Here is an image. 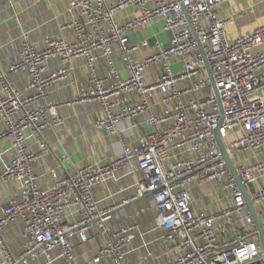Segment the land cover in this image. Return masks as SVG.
Listing matches in <instances>:
<instances>
[{"label":"built area","instance_id":"obj_1","mask_svg":"<svg viewBox=\"0 0 264 264\" xmlns=\"http://www.w3.org/2000/svg\"><path fill=\"white\" fill-rule=\"evenodd\" d=\"M226 1L67 0L54 33L21 29L0 61V183L18 186L0 202V264H264L237 181L264 234V24L229 37ZM155 23L168 42L139 57L149 45L129 36ZM89 105L118 153L64 169V151L38 173L63 111Z\"/></svg>","mask_w":264,"mask_h":264},{"label":"crops","instance_id":"obj_2","mask_svg":"<svg viewBox=\"0 0 264 264\" xmlns=\"http://www.w3.org/2000/svg\"><path fill=\"white\" fill-rule=\"evenodd\" d=\"M111 1V0H109ZM67 0H8L0 5V61L7 64L12 60L17 52L19 45L18 35L21 29L31 30V37L38 38L43 31L54 33L58 21L67 18L65 8ZM222 17L234 15L233 24L227 25L228 36L233 38L240 34L252 31L255 27L264 24V0H228L219 7ZM120 18L128 16V10L118 15ZM161 32V33H160ZM64 36H70V32L64 31ZM156 36L163 44H167L170 36L169 32H162L160 24L155 23L151 26L142 27L133 31L129 36L131 43H137L145 39L148 47L138 53L139 57H144L152 53V45ZM264 45L258 47L263 48ZM79 73H83L82 65L78 67ZM150 72V70H149ZM148 72V73H149ZM264 98V91L262 93ZM96 106L76 107L64 110L66 118L65 126L56 134L49 136V146L52 149L36 164L35 169L38 173L45 172L49 168H54L57 173L56 157L60 152H68L70 158L65 161V168H74L89 159H99L101 157H111L120 150L118 138L108 135V133L95 131L93 122L97 117ZM125 123L119 125L124 127ZM80 127V128H79ZM126 139L133 143L138 136V130L126 131ZM4 145V144H3ZM52 174L43 178L44 184L51 182ZM128 179L124 180L123 185L128 184ZM18 186L14 183H0V202L13 191H17ZM143 199L135 202V206L141 205ZM132 205V206H134ZM146 220V219H145ZM147 224L151 223V215L147 216ZM6 237L16 250L21 245L17 237L15 228H9ZM16 244V245H15ZM20 244V245H19ZM79 248V247H78ZM80 249L77 250L80 253ZM20 264H32L31 261H22Z\"/></svg>","mask_w":264,"mask_h":264},{"label":"water","instance_id":"obj_3","mask_svg":"<svg viewBox=\"0 0 264 264\" xmlns=\"http://www.w3.org/2000/svg\"><path fill=\"white\" fill-rule=\"evenodd\" d=\"M7 1H8V0H0V5L6 3ZM206 68H207L208 75H209V78H210V80H211V83H212V85H213L215 95L218 97V95H217V90H216V88H215V86H214V83H213V81H212V78H211V75H210L209 69H208L207 66H206ZM216 138H217L218 143H219V146H220V148H221L223 158H224L225 161L227 162V164H228L230 170L232 171V173L235 174V170H234L233 163H232V161H231V159H230V157H229V155H228V153H227V151H226V149H225V146H224V144H223L221 138L219 137L218 133H216ZM237 181H238L239 186H240V189H241V191H242V193H243V195H244V198H245V201H246L247 208H248L249 212L251 213V215H252V217H253V220H254V223H255V225H256L258 231H259L260 237H261L262 242H263V247H264V234H263V230H262V228H261V222H260L259 216H258V214H257V212H256V210H255V207L253 206V204H252V202H251V200H250V198H249V195H248L247 191L245 190V187L239 182L238 178H237Z\"/></svg>","mask_w":264,"mask_h":264},{"label":"rangeland","instance_id":"obj_4","mask_svg":"<svg viewBox=\"0 0 264 264\" xmlns=\"http://www.w3.org/2000/svg\"><path fill=\"white\" fill-rule=\"evenodd\" d=\"M179 69V66H176V67H174V70H178ZM80 128V127H79Z\"/></svg>","mask_w":264,"mask_h":264}]
</instances>
